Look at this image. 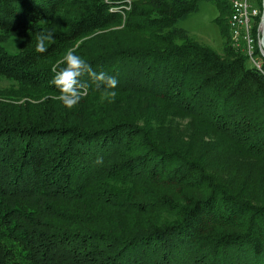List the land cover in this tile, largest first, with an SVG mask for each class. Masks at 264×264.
<instances>
[{
  "label": "trees",
  "instance_id": "trees-1",
  "mask_svg": "<svg viewBox=\"0 0 264 264\" xmlns=\"http://www.w3.org/2000/svg\"><path fill=\"white\" fill-rule=\"evenodd\" d=\"M202 1L221 52L177 25ZM230 13L228 0H0V264H264L261 12L259 66L232 44ZM69 48L116 77L113 103L86 74L75 107L55 98ZM170 116L207 137L161 139Z\"/></svg>",
  "mask_w": 264,
  "mask_h": 264
},
{
  "label": "clouds",
  "instance_id": "clouds-1",
  "mask_svg": "<svg viewBox=\"0 0 264 264\" xmlns=\"http://www.w3.org/2000/svg\"><path fill=\"white\" fill-rule=\"evenodd\" d=\"M52 36L51 30L38 32L35 37L36 51H46V42H50ZM52 72L54 75L49 83L58 89L59 95L55 98L66 108L75 107L84 97L89 84L81 81L80 77L85 74L88 75L95 89L99 91L101 103L105 101L113 103L117 97L115 89L118 80L116 77L104 71H94L86 60L76 54L74 48L65 51L61 60L53 65ZM98 162H100V158H98Z\"/></svg>",
  "mask_w": 264,
  "mask_h": 264
},
{
  "label": "rangeland",
  "instance_id": "rangeland-1",
  "mask_svg": "<svg viewBox=\"0 0 264 264\" xmlns=\"http://www.w3.org/2000/svg\"><path fill=\"white\" fill-rule=\"evenodd\" d=\"M257 4V1H254ZM218 14L216 6L210 1H202L196 11L191 12L186 18L180 19L177 25L188 30L189 34L202 44L208 45L217 52L222 51V37L219 32L218 24L214 17ZM4 44L12 51L19 49L20 44L17 37H9L4 40ZM259 49V47H258ZM253 63V62H252ZM1 87H12L10 82L3 78L0 80ZM161 129L158 136L161 139L187 142L190 137H194V132L202 137H207L201 130H192L189 118L168 117L161 118Z\"/></svg>",
  "mask_w": 264,
  "mask_h": 264
},
{
  "label": "built area",
  "instance_id": "built-area-1",
  "mask_svg": "<svg viewBox=\"0 0 264 264\" xmlns=\"http://www.w3.org/2000/svg\"><path fill=\"white\" fill-rule=\"evenodd\" d=\"M255 0H228L231 13L228 18L231 42L235 46H240L248 55V58L256 66L260 63L254 54L255 37L252 34V26L255 17L260 14L259 7L255 4ZM260 37V19L256 28V43L261 50L259 43Z\"/></svg>",
  "mask_w": 264,
  "mask_h": 264
},
{
  "label": "water",
  "instance_id": "water-1",
  "mask_svg": "<svg viewBox=\"0 0 264 264\" xmlns=\"http://www.w3.org/2000/svg\"><path fill=\"white\" fill-rule=\"evenodd\" d=\"M259 43L261 45V55L264 57V0H262V8L260 14V37Z\"/></svg>",
  "mask_w": 264,
  "mask_h": 264
}]
</instances>
